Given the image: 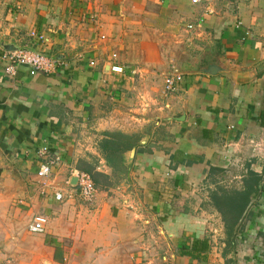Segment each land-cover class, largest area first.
<instances>
[{"label":"crops","instance_id":"crops-1","mask_svg":"<svg viewBox=\"0 0 264 264\" xmlns=\"http://www.w3.org/2000/svg\"><path fill=\"white\" fill-rule=\"evenodd\" d=\"M18 47L58 64L34 76L17 66L8 76L0 60V184L13 189L6 200L27 194L37 150L47 145L63 164L52 168L39 207L51 209L50 233L71 237L83 264H117L123 253L156 264L149 255L159 252L170 264H223L224 226L210 194L242 190L249 171L264 169V0H0V53ZM209 63L223 69L201 73ZM171 68L183 80L166 92ZM112 131L138 136L117 182L133 199L96 188L84 202L71 172L83 159L110 175L98 146ZM60 190L72 197L57 201ZM135 209L160 246L149 226L139 230ZM249 210L231 264H264L262 184L243 214ZM203 238L208 251L181 253Z\"/></svg>","mask_w":264,"mask_h":264},{"label":"rangeland","instance_id":"rangeland-1","mask_svg":"<svg viewBox=\"0 0 264 264\" xmlns=\"http://www.w3.org/2000/svg\"><path fill=\"white\" fill-rule=\"evenodd\" d=\"M260 146H261V142L257 143L255 147H260ZM60 161L61 162L59 163L61 166L63 164L62 158ZM76 172H85V171L72 170L71 174L73 173V175L75 176ZM3 173L4 171L1 170L0 176H2ZM51 174H49L45 178H39L37 177V170H36V176H35L36 179L31 180V183H27V181L25 180L27 184V188H26L28 191L26 192L27 194H23L21 196L17 195V197L15 198L13 197L14 199H12L13 201L10 203L8 200H6V195H8V192L12 191L13 189L10 188L5 189L6 187L4 188L0 184V264H19V263L20 264H51L49 260V254H52L56 264H83L82 261L79 259V257L77 258L74 255L76 254L72 247V243L74 242V240L71 237L67 235L57 236L54 235L53 233H50L49 227L51 226L50 224L51 222H53V218H54L51 209L39 207V204L43 203V201L47 197L48 192L46 188L51 184L50 178L53 177ZM6 175L9 177L8 171L5 172L3 176L5 177ZM118 184L119 183H116L114 186H110L109 188L105 189V191H107L108 189L116 188L117 191L125 195L124 197H127L126 203L130 204V201L133 199L131 191L128 190V194H126V188L128 189V187L124 185L117 186ZM69 188L71 190L72 187ZM59 192L63 194L61 190L58 191V193ZM71 194L72 193H70L69 191H67V195L64 196L63 194L64 198L62 199V201H65L68 198L70 199V197H72ZM95 197L96 194L94 195L93 200L95 199ZM59 204L62 205V203ZM128 208H132V207H128ZM135 210L137 211V218H138L136 219L139 222H142V226H140L139 230H142L141 228H144L143 226L146 225L149 226L148 227L150 231L149 233L153 235V238L157 240L156 243L159 244L160 246L161 245L160 241H164V240L160 237L159 234L157 235V233H155L156 231L155 228L151 227L150 224L149 225L147 224L145 217L139 216L138 209ZM39 214L44 215L45 217H49V224L47 227L48 230H45V232L42 234H32L28 231V225L31 223L32 218L35 215H39ZM143 221H145V223H143ZM143 235L144 237H147L146 233H144ZM222 252L223 251H221V254ZM213 254H218V250H216ZM227 255L230 254L228 253ZM227 255L223 256L222 254V258L223 259L225 258L223 264H231L229 261V257ZM152 257L156 260L155 261L156 264H170L168 259L165 262L162 261L161 252H159L158 254L156 253L153 256L149 255V258L152 259ZM123 260L124 261L117 264H154L153 262H148V260L146 259L140 260L139 263L134 262L132 259H129L128 256H125L124 253H123ZM100 264H115V261L108 263H106V261H103Z\"/></svg>","mask_w":264,"mask_h":264},{"label":"trees","instance_id":"trees-1","mask_svg":"<svg viewBox=\"0 0 264 264\" xmlns=\"http://www.w3.org/2000/svg\"><path fill=\"white\" fill-rule=\"evenodd\" d=\"M104 135L98 147L107 166L111 169V174L106 175L96 171L94 164L83 159H79L75 167L79 171L87 172L94 183V187L100 190L114 186L118 179L126 173L127 169L122 164L123 153L135 146L138 141L137 135H129L118 131L104 132ZM261 180L260 174L249 171L245 177L242 190L219 188L211 192V203L220 213L224 226L225 240L223 241L225 246L222 252L223 256L234 252L236 237L242 231L244 222L250 217L252 211H247L243 217L242 214L249 203L250 196L257 194L259 191ZM191 242L190 249L183 250L182 254L196 257L200 253L208 251L210 246L205 238ZM229 261L233 263L231 260Z\"/></svg>","mask_w":264,"mask_h":264},{"label":"built area","instance_id":"built-area-1","mask_svg":"<svg viewBox=\"0 0 264 264\" xmlns=\"http://www.w3.org/2000/svg\"><path fill=\"white\" fill-rule=\"evenodd\" d=\"M193 1L195 2L197 0ZM194 27L193 24H188L186 29L193 30ZM30 36L43 40V36L34 31L30 32ZM0 60L4 62V70L8 76H13L15 74L17 66L27 67L29 74L34 76L38 73H51L56 69L58 64V61L53 57L36 50L25 48L2 50L0 53ZM110 70L116 74L123 73V67L118 65H111ZM182 80L183 75L179 73L178 69L172 68L171 72L167 73L164 79L165 91L172 92L177 85L182 83ZM37 156L39 159L37 177L39 178L47 177L51 173L52 168L61 162V156L53 152L47 145H43L37 150ZM259 174L262 179L260 184H262L264 188V169L261 173L259 172ZM75 176L77 177L75 188L77 189L79 198L84 202H91L97 189L94 187L90 175L85 172H76ZM54 197L57 201H61L64 198L63 194L60 192L55 193ZM47 222L48 219L44 215H35L28 225V231L32 234H42L45 232Z\"/></svg>","mask_w":264,"mask_h":264},{"label":"water","instance_id":"water-1","mask_svg":"<svg viewBox=\"0 0 264 264\" xmlns=\"http://www.w3.org/2000/svg\"><path fill=\"white\" fill-rule=\"evenodd\" d=\"M18 48H20V47H18ZM10 49H14V48H10ZM24 49V48H23ZM25 49H27V48H25ZM32 50H34V49H32ZM46 55V54H45ZM54 58V57H53ZM223 68H221L220 66H219V64H217V63H209L205 68H203L202 69V71H201V73L203 72V73H208V74H215V72H217V71H220V70H222ZM179 71V70H178ZM179 73H181L182 74V72L181 71H179ZM157 119H165V117H162V116H157L156 117ZM132 154H133V151L131 150L130 152H129V154H128V157H127V160L129 159V158H131L132 157ZM124 157V159H125V156H123ZM12 177L14 178V179H17V180H19V182H21V178H20V176L18 175V173L15 171V170H13V172H12ZM69 184L71 185V186H74V187H76V184H77V177L76 176H73L71 179H70V182H69ZM244 216V214L242 215V217ZM242 217H241V219H242ZM241 219H240V221H241Z\"/></svg>","mask_w":264,"mask_h":264}]
</instances>
